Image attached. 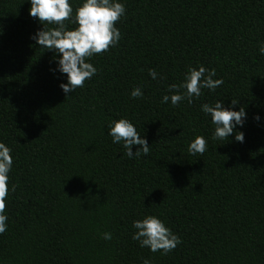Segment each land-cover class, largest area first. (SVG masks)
Segmentation results:
<instances>
[{
  "label": "trees",
  "instance_id": "obj_1",
  "mask_svg": "<svg viewBox=\"0 0 264 264\" xmlns=\"http://www.w3.org/2000/svg\"><path fill=\"white\" fill-rule=\"evenodd\" d=\"M120 2L121 39L65 96L58 54L30 39L43 27L30 4L0 0V142L13 158L0 264H264V0ZM199 65L224 83L191 104L160 102ZM134 87L142 98L129 97ZM215 100L244 108L242 143L211 139L200 105ZM119 118L146 139V156L129 159L106 135ZM197 135L207 149L190 155ZM146 214L180 238L169 253L132 240Z\"/></svg>",
  "mask_w": 264,
  "mask_h": 264
},
{
  "label": "clouds",
  "instance_id": "obj_2",
  "mask_svg": "<svg viewBox=\"0 0 264 264\" xmlns=\"http://www.w3.org/2000/svg\"><path fill=\"white\" fill-rule=\"evenodd\" d=\"M30 4L28 14L36 18L43 26L36 31L30 39L43 49L53 50L58 54L54 71L64 75L65 83L59 87L65 96L83 87L86 80H90L97 72L96 67L88 62L94 54L107 52L110 47H115L121 39L119 28L115 26L125 15V6L120 0H80L75 8L70 0H27ZM67 22V23H65ZM52 25V27H44ZM73 25L74 27H69ZM258 52L264 55V41L259 45ZM151 79H157L154 69L148 70ZM216 76L214 68L206 69L204 66H189L184 73L183 80L179 83L168 85V94L161 96V103H170L177 106L180 102L188 104L193 99L201 96V90L213 92L222 85V79H213ZM142 89L134 87L129 92V97L142 98ZM237 104L236 99L231 100V105ZM202 113L210 117L214 126L211 139L224 140L234 136L238 142H243L242 132H234L237 127H243L246 112L243 107L233 110L225 107L221 100L200 105ZM254 120L260 117L255 115ZM235 133V135H234ZM113 144H122L125 155L129 158L146 156L149 145L145 138L138 134L134 124L126 118L112 120L107 125V134ZM138 146L135 151L131 146ZM207 149V142L203 136L197 135L188 143L187 152L190 155L203 154ZM13 158L11 149L0 142V234L7 230V216L5 214V198L9 192V172L12 169ZM72 177V176H71ZM70 178V177H69ZM15 186L12 187V190ZM131 227L135 229L132 240L137 241L139 247L148 248L150 252L159 251L165 255L172 251L181 241L180 238L168 228L164 221L155 215L146 214L140 219L132 221ZM104 240H110L111 233L101 234ZM142 264H150L145 259Z\"/></svg>",
  "mask_w": 264,
  "mask_h": 264
}]
</instances>
